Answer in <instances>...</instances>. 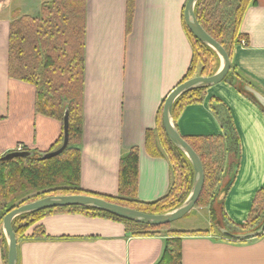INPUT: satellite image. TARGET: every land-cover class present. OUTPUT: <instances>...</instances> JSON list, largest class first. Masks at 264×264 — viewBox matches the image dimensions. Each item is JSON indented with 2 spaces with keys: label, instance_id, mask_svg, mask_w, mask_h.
<instances>
[{
  "label": "crops",
  "instance_id": "crops-1",
  "mask_svg": "<svg viewBox=\"0 0 264 264\" xmlns=\"http://www.w3.org/2000/svg\"><path fill=\"white\" fill-rule=\"evenodd\" d=\"M50 0H0V156L13 150H53L61 121L35 110L33 84L8 74L10 24L16 13L38 17ZM187 0H83L82 130L78 140L79 187L118 193L120 159L138 149L136 196L144 202L167 193L168 158L145 147L158 134V114L183 79L192 44L183 16ZM245 44L230 58L231 71L206 87L200 101L180 100L172 122L183 137L222 135L228 148L210 206H194L175 230H205L181 237V264H264V229L248 238L240 229L257 194H264V0H253L240 22ZM199 75L198 71L194 76ZM229 115L231 132L223 119ZM212 208L217 209L215 227ZM200 220V222H196ZM264 220V215L261 222ZM44 233L33 237L35 226ZM217 228V229H216ZM165 235H134L123 222L79 211L52 210L17 239L16 264H156ZM0 264H4L0 248Z\"/></svg>",
  "mask_w": 264,
  "mask_h": 264
},
{
  "label": "trees",
  "instance_id": "trees-1",
  "mask_svg": "<svg viewBox=\"0 0 264 264\" xmlns=\"http://www.w3.org/2000/svg\"><path fill=\"white\" fill-rule=\"evenodd\" d=\"M253 0H196L194 14L205 29L226 50L231 58L233 49L243 38L240 22ZM185 7V6H184ZM192 44V59L187 73L180 81L199 75L215 73L221 59L216 51L199 40L186 26ZM84 67V4L83 0H50L42 4L38 17L16 13L10 24L8 41V74L34 85L36 89L35 110L59 121L65 109L69 112V138L66 148L58 155L41 159L33 156H18L0 160V220L20 197L30 192L36 194L24 199L31 202L47 194H89L108 201L138 209L147 213H165L180 206L190 193L193 183V168L186 154L165 134L162 127V106L158 114V134L147 130L145 147L155 156L165 155L171 166V185L162 197L144 202L137 199L138 149L131 148L120 159L118 193L114 196L85 192L79 187L78 140L82 130V97ZM231 67L224 79L230 73ZM179 82V83H180ZM207 86L195 87L183 92L173 102L172 116L177 103L200 101ZM224 126L231 129L229 115L223 119ZM231 132V130H230ZM230 142L222 135L183 137L199 156L204 182L195 203L197 207L211 205L216 185L223 173L228 148L237 145L231 134ZM62 143V135L53 149ZM52 210L79 211L99 215L125 224L134 235H165V246L156 264H181V237L205 230H175L171 223L149 225L127 220L90 206H64L25 212L12 220L16 238L42 215ZM264 194H257L249 217L240 229L257 230L263 221ZM214 212L211 220L214 221ZM44 233L35 226L33 237ZM261 233V232H260ZM259 234V233H258ZM0 248L7 262V241L0 231Z\"/></svg>",
  "mask_w": 264,
  "mask_h": 264
},
{
  "label": "water",
  "instance_id": "water-1",
  "mask_svg": "<svg viewBox=\"0 0 264 264\" xmlns=\"http://www.w3.org/2000/svg\"><path fill=\"white\" fill-rule=\"evenodd\" d=\"M196 0H187L183 16L188 29L202 42L213 48L221 59L219 69L208 76L196 75L177 84L166 96L162 105V127L166 136L179 147L188 157L193 168V183L189 195L177 208L165 213H147L138 209L120 205L108 201L102 197L89 194H63L48 195L11 208L2 219V228L7 241V262H17V238L12 228V220L25 212L37 211L46 208L64 206H90L108 212L115 216L149 225H161L171 223L184 217L194 206L200 195L204 182V171L201 160L189 143L179 134L172 122V107L177 96L195 87L209 86L220 82L230 69V58L223 46L215 40L198 22L194 14ZM69 112L66 108L62 120V143L57 148L39 153L41 159H48L61 153L68 144L69 138ZM35 153L28 150H13L0 156V160H8L13 157L33 156ZM264 229V221L254 231L241 235H235L228 230L224 234L234 238H248L257 235Z\"/></svg>",
  "mask_w": 264,
  "mask_h": 264
},
{
  "label": "rangeland",
  "instance_id": "rangeland-1",
  "mask_svg": "<svg viewBox=\"0 0 264 264\" xmlns=\"http://www.w3.org/2000/svg\"><path fill=\"white\" fill-rule=\"evenodd\" d=\"M34 194H36L34 191L33 192H30V193H28V194H25V195H23L22 197H20L16 202H14V204H13V207H15V206H18V205H21V204H24V203H27V202H23V200L24 199H29V197H32V195H34ZM48 195H51V194H47V195H45V196H48ZM44 197V196H43ZM12 207V208H13ZM215 212H214V217L216 216V218H217V209H215V208H212ZM179 220H182L181 221V223H174V224H178V225H183L184 223V217H182L181 219H179ZM196 222H200V220H197ZM172 224V223H171ZM173 225V224H172ZM212 226L213 227H215V219H214V221H212ZM217 229V228H216ZM0 231H2L3 232V228H2V219L0 220ZM251 231H254V227L252 228V229H233V230H230V232L231 233H233V234H235V235H241V234H244V233H247V232H251ZM4 233V232H3ZM4 236H5V234H4Z\"/></svg>",
  "mask_w": 264,
  "mask_h": 264
},
{
  "label": "built area",
  "instance_id": "built-area-1",
  "mask_svg": "<svg viewBox=\"0 0 264 264\" xmlns=\"http://www.w3.org/2000/svg\"><path fill=\"white\" fill-rule=\"evenodd\" d=\"M241 45H244L245 44V40L241 39L240 42H239ZM20 150V149H19Z\"/></svg>",
  "mask_w": 264,
  "mask_h": 264
}]
</instances>
